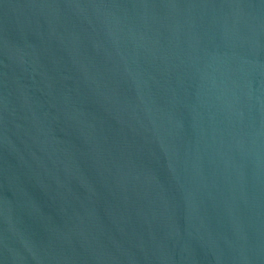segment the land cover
I'll use <instances>...</instances> for the list:
<instances>
[{
    "label": "water",
    "instance_id": "95a60500",
    "mask_svg": "<svg viewBox=\"0 0 264 264\" xmlns=\"http://www.w3.org/2000/svg\"><path fill=\"white\" fill-rule=\"evenodd\" d=\"M0 264H264V0H0Z\"/></svg>",
    "mask_w": 264,
    "mask_h": 264
}]
</instances>
